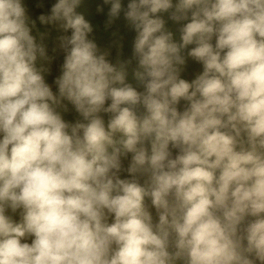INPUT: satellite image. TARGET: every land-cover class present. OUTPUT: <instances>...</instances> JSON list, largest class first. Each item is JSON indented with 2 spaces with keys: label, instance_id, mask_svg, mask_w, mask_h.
I'll list each match as a JSON object with an SVG mask.
<instances>
[{
  "label": "clouds",
  "instance_id": "obj_1",
  "mask_svg": "<svg viewBox=\"0 0 264 264\" xmlns=\"http://www.w3.org/2000/svg\"><path fill=\"white\" fill-rule=\"evenodd\" d=\"M80 3L0 0V264H264V0H130L135 85Z\"/></svg>",
  "mask_w": 264,
  "mask_h": 264
},
{
  "label": "trees",
  "instance_id": "obj_2",
  "mask_svg": "<svg viewBox=\"0 0 264 264\" xmlns=\"http://www.w3.org/2000/svg\"><path fill=\"white\" fill-rule=\"evenodd\" d=\"M56 2L57 0H23V6L26 8V15L29 17V21H35L37 29L44 33V39L41 41L39 36H37V41L46 46L50 55L52 54V47L58 43V38L62 35L71 34V30L64 32L58 24L41 26L37 20L40 14L50 15V8ZM129 2L130 0H121V11L117 17L111 20L110 24L108 22L111 3L105 4L104 0H81L75 11L77 14L83 15L84 19L93 26V32L90 34L89 39H92L97 44L100 52L107 51L109 53L108 59L112 63L132 61L126 68L127 81L135 85L132 73L137 66V62L132 59V53L136 33L130 22L125 18V11ZM173 3H175V0H173ZM163 18L166 21V27L173 31L174 39H178V32L176 31L178 25L168 20L167 13L163 14ZM32 34L36 36V30H33ZM62 63L63 56L59 54L50 65V74L45 77L46 82L50 85H52L54 78L60 74ZM200 70L201 66L189 59L182 78L190 80L194 78V73ZM53 91L55 92L54 85ZM64 118L68 121H74L78 117L74 111L70 110L65 114Z\"/></svg>",
  "mask_w": 264,
  "mask_h": 264
}]
</instances>
